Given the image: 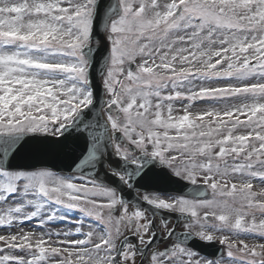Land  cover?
I'll use <instances>...</instances> for the list:
<instances>
[{
  "label": "snow or ice",
  "instance_id": "snow-or-ice-1",
  "mask_svg": "<svg viewBox=\"0 0 264 264\" xmlns=\"http://www.w3.org/2000/svg\"><path fill=\"white\" fill-rule=\"evenodd\" d=\"M0 229V264H264V0H0Z\"/></svg>",
  "mask_w": 264,
  "mask_h": 264
},
{
  "label": "water",
  "instance_id": "water-1",
  "mask_svg": "<svg viewBox=\"0 0 264 264\" xmlns=\"http://www.w3.org/2000/svg\"><path fill=\"white\" fill-rule=\"evenodd\" d=\"M105 2H109V0H105ZM111 2H114V0H111ZM103 39V35L100 32H97L94 34V40L95 39ZM103 53V48H101L100 52H98L96 54V59L99 61L101 59ZM92 86L96 92V106L97 108L100 105V102L103 99V89L101 87V82H100V75H99V64L96 65V68L93 69L92 71ZM89 118H91V114H89ZM110 160H112L113 158L109 157ZM20 163H33V164H45L47 166H54V169L58 172H65V173H69L70 172V161L68 159H66L63 156H57L54 154H45V155H37L31 159H29L28 161L25 160H20L18 161ZM154 171V169H153ZM158 174L156 172H150L149 176L150 177H156ZM159 175H163V173H159ZM101 178H103L104 176V172L101 171L100 173ZM142 186V187H141ZM137 187L140 188V190H143L144 188H149V189H159L162 192L168 193V192H173V193H178V192H182V193H188L191 191L192 186L191 185H187L184 186L182 188V185L176 183V182H172V181H159V182H145V181H140V183L137 185ZM124 196L125 199H129L132 200L134 199V195L132 194V191L129 192L127 189L124 190ZM161 215H163V217H171L175 220V224L174 226L176 227L177 224L179 223L177 218L175 217L174 214H168V213H162ZM176 234H180V233H176ZM161 241V238H157L156 241H154V245L158 244V242ZM214 244L211 245H205L202 244L199 241H196L193 243V247H195L197 250H199L201 253L206 254V255H212L213 253H216L217 255H219V247L216 248Z\"/></svg>",
  "mask_w": 264,
  "mask_h": 264
},
{
  "label": "rangeland",
  "instance_id": "rangeland-1",
  "mask_svg": "<svg viewBox=\"0 0 264 264\" xmlns=\"http://www.w3.org/2000/svg\"><path fill=\"white\" fill-rule=\"evenodd\" d=\"M211 103H212L211 101H205V100H203L201 102H197L196 101L195 105H194V108H193V111H198V110H200L202 108H205ZM32 226H34V223L26 224L24 227L27 230L29 227H32ZM49 227H51V228H63L64 226H61L60 224H57L55 227L53 225H50ZM182 228H183V225H182ZM13 230H15V229H13ZM0 231H4V229H0Z\"/></svg>",
  "mask_w": 264,
  "mask_h": 264
},
{
  "label": "flooded vegetation",
  "instance_id": "flooded-vegetation-1",
  "mask_svg": "<svg viewBox=\"0 0 264 264\" xmlns=\"http://www.w3.org/2000/svg\"><path fill=\"white\" fill-rule=\"evenodd\" d=\"M142 191V190H141ZM132 192H133V194L136 196V190L134 189V190H132ZM158 219H159V217H158ZM171 221V220H170ZM129 235V238H130V240L132 241V242H134V243H136V240H135V237H133V236H131V234L129 233L128 234ZM168 243V242H167ZM167 243H162V244H158L157 246H155V247H160L161 249L165 246V244H167ZM152 247H154V246H152ZM137 264H140V258L138 257V259H137ZM145 264H146V262H145Z\"/></svg>",
  "mask_w": 264,
  "mask_h": 264
}]
</instances>
